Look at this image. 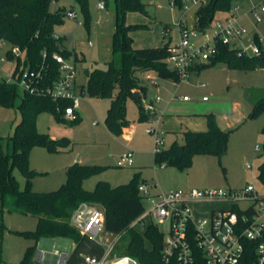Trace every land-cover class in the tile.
<instances>
[{"label":"trees","instance_id":"obj_1","mask_svg":"<svg viewBox=\"0 0 264 264\" xmlns=\"http://www.w3.org/2000/svg\"><path fill=\"white\" fill-rule=\"evenodd\" d=\"M59 0H0V39L19 46L24 57L16 56L12 47L7 50L8 58L16 61L13 77L19 80L24 71L32 78L37 89L45 90L60 78V64L54 53L65 58L82 60L76 50L64 44V37H55V27L64 22L69 10L53 2ZM90 1L75 0L84 14V24L90 26ZM107 5L108 1L104 0ZM176 6L182 7L183 0H174ZM240 0H202L195 11V26L202 30L209 26L219 12L229 11ZM115 28L112 34L113 57L108 60L107 67H88L85 70L87 82L81 86V93L92 97L110 100L106 112L105 124L115 135H122L124 127L130 125L127 116V100H137L139 120L146 121L151 113L142 97L146 96L148 85L143 74L155 71L160 78L178 81L177 73L166 63L170 53V42L162 46L135 47L132 32L148 29V23H128L129 12L148 14L146 4L142 0H114ZM167 25V24H166ZM257 42L262 46L260 54H240L237 49L218 43L216 54L206 63L196 65L194 69H202L217 61H225L232 69L244 71L264 68V46L258 36ZM33 72V74H32ZM35 73V74H34ZM39 75L37 76V74ZM19 84L15 81L0 79V105L6 108L17 105L21 113L20 121L14 132L8 136V150L0 149V202L2 206L13 207L25 214L37 217V226L32 231H19L35 240L30 245L20 262L14 264H45L37 259V244L41 238L67 237L77 243L83 242L82 234L72 223L71 215L82 202L98 203L105 208V229L113 234H120L115 243L114 252L129 254L140 264H179L177 258L165 259L164 233L159 226L149 222L144 234L140 233L132 223L144 212L145 204L139 191V184L145 179L140 172H135L129 182L113 185L107 180H99L93 189L84 186V180L105 170L107 166L74 163L66 168L67 179L58 189L51 191H35L32 179L39 172L30 167V152L36 145L45 146L49 150L59 151L69 146L72 140L66 137L52 139L48 133L40 132L37 118L42 112H51L57 121H67L64 108L71 101L65 98L54 99L49 93L23 89L20 94ZM247 98L252 102L249 119L264 113V90L256 89V93ZM138 91L140 97L135 92ZM208 128L203 131L185 130L181 137L169 146H164L154 153L156 164L173 166L182 171L188 170L197 155L222 156L228 150L231 133L240 125L223 129L214 113L205 114ZM81 119L78 111L70 123ZM263 159L258 166V177L264 181V124ZM0 137V146H1ZM17 169L25 177L26 184L22 188L14 170ZM149 244V245H148ZM77 247L75 251L77 250ZM73 252V254L75 253ZM195 264H205L204 255L198 246H194ZM73 254L71 256H73ZM71 258V257H70ZM69 258V260H70ZM240 264H258L255 243L244 240V251Z\"/></svg>","mask_w":264,"mask_h":264},{"label":"rangeland","instance_id":"obj_2","mask_svg":"<svg viewBox=\"0 0 264 264\" xmlns=\"http://www.w3.org/2000/svg\"><path fill=\"white\" fill-rule=\"evenodd\" d=\"M99 1H90L89 28L84 24V14L75 0H59L53 2L51 6L52 9L57 5L65 6L67 9L73 8L77 14L76 18L65 17L63 23L56 25L55 32L64 37V43L69 49H75L82 57V60L75 61L78 90L87 82L86 68H105L108 60L113 57L112 34L116 15L114 0H107L108 3L103 9L98 7ZM142 1L146 4L148 14L130 12L128 15L129 22L149 24L148 29L134 32L136 43L145 38L158 37L159 29L166 24L175 32L181 18L185 25H194L198 4L191 3L189 10L184 12L183 8L172 6L171 0ZM255 1L259 0H240L235 4L245 10ZM78 20L82 23L79 24ZM244 26L251 35L258 31L264 40V19L256 28L245 19ZM247 42L251 43L250 40ZM11 47L8 41H3V45L0 46V79L8 80L14 71L16 61L8 58L6 54ZM21 56L24 57V53ZM246 88L252 89L250 94L253 95L256 93L255 88H264V69L250 71L232 69L225 61H217L199 71L195 70L187 81L169 80L157 85L148 84L147 94L142 97V101L146 104L150 99L156 100L159 96L161 101L156 102L158 112L151 115L154 123L148 120L140 121L137 100L128 98L127 116L130 124L135 127L130 139L123 135H115L107 129L105 117L110 100L106 98L81 95L79 107L82 118L77 123H70V119L57 121L51 112H42L37 118L39 131L58 136L51 137L52 139L69 138L72 143L61 147L59 151H52L40 145L32 148L30 167L39 172L32 179V188L35 191L58 189L67 179L66 168L79 162L107 166L105 170L84 180V186L88 189H93L99 180H107L113 185L129 182L134 173L141 170V178L146 180L152 193L168 192L171 189H239L247 184H253L258 192L263 194L264 181L258 177V166L263 159V135L260 129L264 123V113L253 119L247 117L250 104L245 100ZM18 91L23 94L22 85H19ZM184 95L190 97L189 100H184L182 98ZM205 95L208 101L203 100ZM20 100L18 97L14 107L6 108L0 105L2 137L0 149L4 152L8 150L6 138L13 134L14 126L21 119V113L17 108ZM207 113H214L218 123L224 128L240 125L231 133L225 154L197 155L191 167L184 171L155 163V134L149 133L148 127L156 124L158 118L166 116L165 124L156 129L164 137V146H169L177 134L175 131L191 127L188 119L202 120ZM257 145L260 149L256 148ZM128 147L134 150V164L120 167L117 162ZM247 163L252 164V167L247 168ZM14 173L20 186L24 188L25 177L17 169ZM143 202L148 205L146 200L143 199ZM191 206L196 215L209 216L213 208H228L230 202L208 199L192 202ZM149 222L150 217H146L144 222L136 225V229L144 234L146 224ZM36 226L37 217L10 206L3 207L0 202V264L21 261L26 249L33 245L35 240L19 231H32ZM159 228L165 235L167 234V224H160ZM115 238L116 234L105 228L98 234L97 240L85 236L79 247L75 241L67 237L41 238L37 244L36 257L38 253L43 252L53 258L52 255L59 251L71 257L67 264H78L81 254L103 257L107 244L113 242Z\"/></svg>","mask_w":264,"mask_h":264},{"label":"built area","instance_id":"obj_3","mask_svg":"<svg viewBox=\"0 0 264 264\" xmlns=\"http://www.w3.org/2000/svg\"><path fill=\"white\" fill-rule=\"evenodd\" d=\"M201 1L183 0L181 8L186 12L191 3L199 6ZM171 5L176 6L174 0H171ZM98 7L105 8V1L100 0ZM221 13L223 14H217L215 20L202 30L196 28L195 22L193 26H188L183 23L182 18L180 19L178 39L170 44V53L166 59L167 65L177 73L179 82L189 80L196 65L211 60L216 54L218 43L235 48L240 54L253 55L262 52V46L255 36H258L263 46L264 40L258 31L251 35L244 26V20L248 19L256 28L264 19V0L252 4L247 10H242L235 4L229 11ZM66 17L76 18V11L69 10ZM78 23L81 24V20H78ZM171 30L172 28L166 25L161 29V34L169 36ZM55 37L58 35L55 34ZM249 40L251 43L247 42ZM3 41L0 39V46L3 45ZM12 52L16 56L23 53L19 46L12 47ZM53 56L60 64L61 76L46 91H40L34 86L31 77L35 75L28 76L27 70L19 80L12 75L8 81L17 82L23 89L49 93L54 99H69L71 103L64 108V116L73 119L83 95L81 87L78 90L76 85V63L59 53H54ZM152 73L153 71L149 70L145 74L154 84L160 77ZM182 98L189 100L190 97L184 95ZM203 99L207 100L208 97L204 96ZM157 100H160L159 96ZM146 108L151 113L156 109L153 103H147ZM147 131L155 134L154 153L160 151L165 145L164 137L155 127H148ZM256 148L260 149V146L257 145ZM133 163L134 150L128 149L122 154L117 165L123 167ZM251 167L252 164L247 163V168ZM139 191L148 205H145L143 214L132 223V226L144 222L146 217H150V222L158 226L167 224L168 232L164 234L163 248L166 260L175 257L179 264H195L196 245L204 255L205 264H240L244 240H250L255 243L258 264H264V193H259L253 184H247L239 189H171L168 192L152 193L148 183L143 181L139 184ZM208 199L226 200L230 202V206L214 209L209 216L196 215L191 203ZM71 223L85 236L97 240L98 234L105 228V208L98 203L82 202L73 211ZM119 238L120 234H117L115 240L107 244L103 257L81 254L78 264H140L129 254L114 252L115 243ZM46 256L40 252L37 259L42 262ZM52 257L56 261L55 264H67L70 258L59 251Z\"/></svg>","mask_w":264,"mask_h":264},{"label":"crops","instance_id":"obj_4","mask_svg":"<svg viewBox=\"0 0 264 264\" xmlns=\"http://www.w3.org/2000/svg\"><path fill=\"white\" fill-rule=\"evenodd\" d=\"M256 2H258V1H255L254 3H256ZM253 3V4H254ZM238 5V4H237ZM240 6V5H239ZM252 6V5H251ZM250 6V7H251ZM241 7V6H240ZM250 7H247L245 10H247L248 8H250ZM242 8V7H241ZM196 11V10H195ZM130 13V12H129ZM129 13L127 14V22L128 23H133V22H129L128 21V15H129ZM219 15H222L223 13H218ZM136 23H141V22H136ZM164 26H166V25H164ZM163 26V27H164ZM168 26H170V25H168ZM162 27V28H163ZM161 28V29H162ZM161 29H159V36L157 37L156 36V38H154V39H152L151 37H149L148 39H146L145 38V40H143V41H141L140 43H136V41H135V36H134V32L136 31H133L131 34H132V36H133V38H134V43H133V45L135 46V47H150V46H162V45H164L165 43H168V42H170V44L171 43H173L175 40H177L178 39V28L177 29H175V32H173V30H171V32H170V34H169V36H163L162 34H161ZM138 30H143V29H138ZM137 30V31H138ZM58 36H62V35H60V34H58V33H56ZM65 44V43H64ZM90 44H92V42L90 41ZM66 45V44H65ZM67 46V45H66ZM75 50V49H74ZM15 68V67H14ZM261 69H264V68H261ZM195 70H198L199 71V69H193V71L192 72H194ZM13 74V73H12ZM154 76H157V73L155 72V71H153V73H152ZM143 77H144V79H145V81H146V83H147V85L148 84H151V85H157V84H160L161 82H163V81H169V80H172V81H175V80H173V79H163V78H159V80L157 81V83H151L147 78H146V74L144 73L143 74ZM248 89H250V88H246L245 89V100L250 104V111H251V108H252V102L251 101H249L248 100V98H247V90ZM255 89H263L264 90V88H255ZM206 96V95H205ZM204 97V96H203ZM204 100V99H203ZM209 99H207V100H204V101H208ZM159 101H161V98H160V100H157V98H156V100H154V99H150L147 103H153L154 105H155V107H156V109H155V111L153 112V114H156L158 111H157V107H158V105H157V103L159 102ZM157 102V103H156ZM146 103V104H147ZM81 104V103H80ZM80 106V105H79ZM77 111H78V113H79V115L81 116V110H80V107H78L77 108ZM249 111V112H250ZM81 118H82V116H81ZM165 119H166V116H162V117H160V118H158L157 120H156V124H154V125H152L151 127H155V128H161V126L162 125H164L165 123ZM168 119V118H167ZM169 119H172V118H169ZM149 122H151V123H154V121H153V116L148 120ZM19 122V121H18ZM164 123V124H163ZM17 124V123H16ZM188 124H189V126H191V127H187V129H184V130H181V131H175V133H177V134H175V136H174V139L172 140V142L175 140V139H177V138H180L181 137V135H180V133L182 132V131H185V130H194V131H203V130H206L207 128H208V125H207V118L204 116V118L202 119V120H197V119H188ZM197 124H199L198 126H197ZM264 124V123H263ZM221 126V125H220ZM263 126V125H262ZM15 127V126H14ZM107 127V126H106ZM222 127V126H221ZM233 127V126H232ZM232 127H228V128H232ZM235 127V126H234ZM134 125H132V124H130L129 126H127V127H124V129H123V136H126L128 139H130L131 138V136H132V133H133V131H134ZM223 129H228V128H224V127H222ZM262 128V127H261ZM108 129V128H107ZM109 130V129H108ZM172 130V129H171ZM261 130V129H260ZM235 131V130H234ZM111 132V131H110ZM112 133V132H111ZM51 137H58L57 135H55V134H52V135H50ZM171 142V143H172ZM170 143V144H171ZM128 149H130L129 147H128ZM133 150V149H132ZM134 164V163H133ZM136 172H140L141 173V170H138V171H136ZM121 184V183H120ZM215 208H213L212 210H211V212L214 210ZM43 261V263H45V264H50V263H52V264H55L56 263V261H55V259L54 258H51V257H49L48 255L45 257V259L44 260H42Z\"/></svg>","mask_w":264,"mask_h":264},{"label":"water","instance_id":"obj_5","mask_svg":"<svg viewBox=\"0 0 264 264\" xmlns=\"http://www.w3.org/2000/svg\"><path fill=\"white\" fill-rule=\"evenodd\" d=\"M135 94H136L138 97H140V95H139V92H138V91H136V92H135Z\"/></svg>","mask_w":264,"mask_h":264}]
</instances>
